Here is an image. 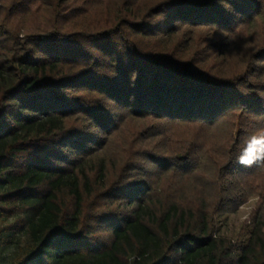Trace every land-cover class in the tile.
Listing matches in <instances>:
<instances>
[{"label": "trees", "instance_id": "trees-1", "mask_svg": "<svg viewBox=\"0 0 264 264\" xmlns=\"http://www.w3.org/2000/svg\"><path fill=\"white\" fill-rule=\"evenodd\" d=\"M262 155L264 0H0L2 264H264Z\"/></svg>", "mask_w": 264, "mask_h": 264}, {"label": "rangeland", "instance_id": "rangeland-1", "mask_svg": "<svg viewBox=\"0 0 264 264\" xmlns=\"http://www.w3.org/2000/svg\"><path fill=\"white\" fill-rule=\"evenodd\" d=\"M195 35L199 36V38H202L204 35H206V31L205 29H201L197 31ZM260 43L261 41L258 36L247 37L237 43L240 49H235L233 46L230 47V50H228V58L230 59L229 61H216L215 65L222 66L226 71H229L236 66L238 67L240 65V53L245 51L247 52ZM231 54H233V56L229 57V55ZM220 63L222 65H220ZM208 65H210V62L208 63ZM173 131L171 132V134H169L172 137H192L191 135L197 134V136L200 137V142L202 143L201 146L203 148L211 147L213 149L216 145L223 146L225 140L230 135V132H234V129L229 120H223L208 129L202 128L200 130H194L191 127L188 129H175V131ZM210 152H212V150ZM209 156H211V154H208L204 157L207 158ZM201 168H205V165H203V167ZM208 171H211V169L209 168ZM258 204L259 203L257 197H250L235 212L220 215L218 218L219 232L227 237H230L235 242L243 241L246 238L248 228L250 227L254 219ZM23 242V237L19 239V242L17 244L15 242H12L10 245L4 248V250L2 251V255L5 257L12 256V254L18 250L17 248H19V246H21Z\"/></svg>", "mask_w": 264, "mask_h": 264}, {"label": "clouds", "instance_id": "clouds-1", "mask_svg": "<svg viewBox=\"0 0 264 264\" xmlns=\"http://www.w3.org/2000/svg\"><path fill=\"white\" fill-rule=\"evenodd\" d=\"M259 161H264V155L256 157V158H250L248 156H241L239 158V162L246 166H251L253 163H257Z\"/></svg>", "mask_w": 264, "mask_h": 264}, {"label": "built area", "instance_id": "built-area-1", "mask_svg": "<svg viewBox=\"0 0 264 264\" xmlns=\"http://www.w3.org/2000/svg\"><path fill=\"white\" fill-rule=\"evenodd\" d=\"M0 264H2V263L0 262Z\"/></svg>", "mask_w": 264, "mask_h": 264}]
</instances>
